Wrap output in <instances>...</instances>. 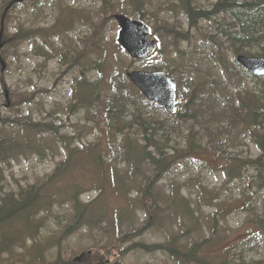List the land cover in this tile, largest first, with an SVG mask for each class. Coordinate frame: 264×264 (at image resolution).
<instances>
[{
  "label": "trees",
  "instance_id": "obj_1",
  "mask_svg": "<svg viewBox=\"0 0 264 264\" xmlns=\"http://www.w3.org/2000/svg\"><path fill=\"white\" fill-rule=\"evenodd\" d=\"M16 2L0 0V30L2 17L9 6L5 17L4 47L1 50L3 59L8 57L9 48L30 41L45 30L19 23L15 32L11 33L8 19ZM133 3V18L137 16L146 21V0H133ZM175 5L184 11L190 27L197 26L201 20L213 22L215 33L208 31L213 45L207 48L221 66L220 69L229 72V76L224 73L225 76L236 81L237 90L229 92L222 79L211 78L207 82L209 90L204 92L194 76L186 75L187 72L179 66L182 76L177 78L180 87L178 104L181 106L173 113L174 120L160 121L153 112L166 110L145 98L120 71L121 66L105 75L104 65L108 60L104 42L101 38L93 39L92 46L97 48L99 55L98 66H95L99 76L87 78L86 64L81 62L83 69L75 77L73 87V99L81 111L90 112L92 107L104 104L98 120L96 116L92 120H97L95 126L100 130L95 134L93 143L84 146L83 150L67 147V156L50 175L26 187L6 192L2 165L29 151H47L51 146L46 139H42L43 135L49 132L55 134L56 127L52 123L35 122L28 117L17 120L0 116L1 126H11L8 131L0 128V264H79L75 258H66L62 252V242L81 230L91 235L93 243L80 250H88L89 257L95 260L102 261L114 254L122 258L139 251L163 253L176 264H211V260L205 256V249L214 245L219 234L220 219L213 223L204 222L203 214L200 215L198 211L202 206L212 205V201L220 197L216 194L211 197L213 192L198 184L200 194L192 204L181 193L183 187L176 181L169 185L160 184L180 156L178 147L170 144L168 130L171 133L176 131L171 122L180 125L183 121L202 117L206 121L204 132L210 137V143L219 138L218 134H222L226 126L242 125L248 129L260 154L246 158L233 156V162L226 166V181L241 177L244 170H251L254 183L264 187V77L253 76L241 65L235 66L238 64L235 58L230 62L221 57L226 50L235 56H264V0H215L210 7L200 6L198 0H176ZM166 9L173 11L172 7ZM122 12L131 16L127 10ZM159 23L157 20L155 28H150L151 33H155L159 40L161 37L157 31L169 38V46L176 47L177 51L179 43L191 37L189 31H185L177 22L171 24L164 20L160 28ZM115 47L117 59L122 55L127 56L118 42ZM61 52L64 56L69 53ZM158 52H161L160 47ZM85 55V50L77 49L76 56L67 63L76 64ZM150 68L168 69V74L175 77L168 66ZM249 79L254 89L249 87ZM196 98L201 100V104L194 110ZM24 100L22 97L14 102ZM109 146L115 149V161L108 160ZM186 147L182 156L207 149L193 129L187 136ZM120 154H124L125 169L117 163ZM72 170L83 171L89 177H76L78 180L70 182ZM87 181L91 188L98 190L97 196L89 200L83 198ZM112 194L120 200L117 204L110 203ZM64 203L69 209L66 222L54 231L45 232L48 216L54 214L58 205L64 207ZM220 214L219 210L211 215L217 220ZM152 231L161 234V239L156 242L145 240L144 237ZM207 231L209 237L206 236ZM90 264L99 263L91 260Z\"/></svg>",
  "mask_w": 264,
  "mask_h": 264
},
{
  "label": "rangeland",
  "instance_id": "obj_2",
  "mask_svg": "<svg viewBox=\"0 0 264 264\" xmlns=\"http://www.w3.org/2000/svg\"><path fill=\"white\" fill-rule=\"evenodd\" d=\"M172 1V3H169ZM215 0H198L202 7H210ZM145 23L150 28H155V22L164 20L171 24H181L185 31H189L191 37L179 43V50L169 46V38H156L161 52L154 54L147 60H135L127 53V56L115 57L117 53L116 42L119 25L112 17L115 13L127 12L133 18V0H23L16 2V7L10 11L8 26L11 33L19 23L29 28L41 27L45 30L36 34L30 41L22 43L15 48H9V55L4 59L6 68L3 70L0 64V116L11 119L31 118L33 121L52 123L56 127V133H45L42 139L50 144V148L40 153L27 152L17 156L2 165L5 191L17 190L29 184L41 181L50 175L55 167L67 156V147H83L93 143L95 134L100 131L95 126L98 116L104 109L102 103L92 107L90 112L76 105L73 99L75 77L81 74L83 62L87 78L99 76L97 61L99 55L97 48L92 46L93 39L101 38L106 49L107 62L104 65L105 75L114 72L117 66L125 75L130 70H153L151 66L169 67L173 70L177 84V78L181 77L182 67L186 75H192L196 83L205 92L207 82L211 78L223 80L229 92L237 90L236 81L231 79L228 71H222L221 66L211 57L207 47L213 45L209 39V33H215L213 22L201 20L197 26L190 27L188 18L180 6L175 5L176 0H146ZM172 7L173 11L166 8ZM108 18V19H107ZM134 18L139 19L137 16ZM149 18V19H147ZM73 45V46H72ZM71 46V47H69ZM71 48V50H70ZM85 50L86 55L80 58L76 64L67 63L76 56V50ZM61 50L69 52L64 56ZM44 52V55H42ZM226 61L236 60L233 52L226 50L221 53ZM131 60H134L131 62ZM232 64V63H231ZM180 66V67H179ZM232 66H234L232 64ZM240 66V65H235ZM126 69V70H125ZM168 70V69H164ZM228 76H225V74ZM131 82V81H130ZM132 83V82H131ZM252 80H248L250 88L254 89ZM207 88V89H206ZM180 87L178 86V91ZM8 93V98H6ZM206 95L205 93H200ZM25 98L21 103L14 102L19 98ZM195 99L194 110L201 104V100ZM178 106H181L178 104ZM153 115L160 121L174 120L173 113L155 111ZM97 120L93 122L94 117ZM131 118V117H129ZM170 123V122H169ZM176 129L170 133L171 143L178 147L179 159L172 170L165 175L160 184L169 185L176 181L183 187L181 193L192 204H195L200 194L198 184L207 187L209 191L220 197L213 200L212 205L202 206L198 211L204 222H219V234L216 236L214 245L206 248L205 256L211 260V264H257L264 262V187H260L251 178L252 171L244 170L241 177L230 182L226 181V166L233 162V156L256 157L260 154L258 146L253 141L251 132L242 125L237 127L226 126L219 138L210 143V137L204 132L206 121L202 117H196L182 124L171 122ZM217 122H214L216 125ZM10 125L1 126L3 130L10 129ZM193 129L198 139L207 149L192 151L182 156L187 149L186 140ZM68 137L67 139L64 138ZM37 139L39 137L37 136ZM40 139V140H42ZM65 143H68L65 146ZM110 158L115 161V149L109 146ZM119 166L126 168L124 154L116 159ZM65 172V174H67ZM89 177L83 171L72 170L69 181L75 182L78 178ZM88 181L85 183L86 191L83 198L93 199L98 190L91 188ZM134 194V193H133ZM209 197V198H211ZM120 200L117 195L110 196V203L117 204ZM218 204V206H216ZM68 205H59L54 214L48 216L44 226L45 232L54 231L68 218ZM217 215V220L212 213ZM81 230L69 239L64 240L63 254L66 258L77 259L79 264H90V261L99 264H176L163 253L133 252L122 258L116 254L108 256L102 261L89 257L88 250L80 248L93 243L90 234ZM46 236V234L44 233ZM206 236L209 237L207 231ZM148 242H156L161 239L158 232H150L144 237ZM55 252V251H54ZM108 258V261L106 259ZM49 259V256H48ZM109 262V263H108Z\"/></svg>",
  "mask_w": 264,
  "mask_h": 264
},
{
  "label": "water",
  "instance_id": "obj_3",
  "mask_svg": "<svg viewBox=\"0 0 264 264\" xmlns=\"http://www.w3.org/2000/svg\"><path fill=\"white\" fill-rule=\"evenodd\" d=\"M114 18L119 25L118 42L131 58L145 60L157 51L158 42L152 38L149 27L144 22L123 13L114 14ZM2 21L0 49L3 46L4 16ZM0 60L5 67L1 56ZM237 61L251 74L264 76V56L240 54ZM127 76L149 100L160 103L169 112L177 109V83L166 71L131 70L127 72Z\"/></svg>",
  "mask_w": 264,
  "mask_h": 264
},
{
  "label": "bare ground",
  "instance_id": "obj_4",
  "mask_svg": "<svg viewBox=\"0 0 264 264\" xmlns=\"http://www.w3.org/2000/svg\"><path fill=\"white\" fill-rule=\"evenodd\" d=\"M244 110V109H241V111ZM245 112V111H244Z\"/></svg>",
  "mask_w": 264,
  "mask_h": 264
}]
</instances>
